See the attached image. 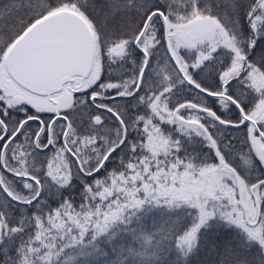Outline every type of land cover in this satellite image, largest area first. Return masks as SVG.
<instances>
[{
  "label": "snow or ice",
  "instance_id": "snow-or-ice-1",
  "mask_svg": "<svg viewBox=\"0 0 264 264\" xmlns=\"http://www.w3.org/2000/svg\"><path fill=\"white\" fill-rule=\"evenodd\" d=\"M0 264H264V0H0Z\"/></svg>",
  "mask_w": 264,
  "mask_h": 264
}]
</instances>
